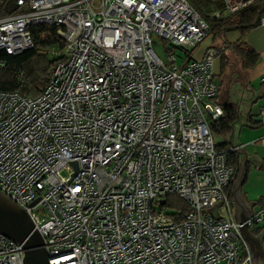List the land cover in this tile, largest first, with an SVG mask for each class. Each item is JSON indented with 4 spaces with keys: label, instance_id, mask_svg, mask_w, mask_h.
<instances>
[{
    "label": "built area",
    "instance_id": "2783aa9c",
    "mask_svg": "<svg viewBox=\"0 0 264 264\" xmlns=\"http://www.w3.org/2000/svg\"><path fill=\"white\" fill-rule=\"evenodd\" d=\"M14 1L0 50L32 48L38 24L62 42L38 96L0 90V191L28 213L49 264H251L227 191L237 148H218L209 125L223 114L219 53L194 57L210 31L188 0ZM221 1L235 14L257 0ZM244 222L264 228V206ZM23 255L0 234V264Z\"/></svg>",
    "mask_w": 264,
    "mask_h": 264
},
{
    "label": "trees",
    "instance_id": "16d2710c",
    "mask_svg": "<svg viewBox=\"0 0 264 264\" xmlns=\"http://www.w3.org/2000/svg\"><path fill=\"white\" fill-rule=\"evenodd\" d=\"M188 2L208 24L209 31L212 33L209 47L216 49L219 53L217 57L220 61L219 76L221 79L215 101L221 106L223 114L217 120L211 121L209 125L213 136L216 135L220 139L216 146L227 148L229 146L226 139L237 118L238 110L236 105L227 99L224 89L221 93L219 92L220 85H222L225 72L229 71V67L232 66L231 56L236 59L239 68L247 71L256 65L259 55L241 39L229 42L224 37L226 32L232 31H237L242 36L258 26L261 17L264 16V0H257L254 4L235 14L227 13L221 0H188ZM20 11L21 9L14 0H0V18ZM30 32L33 39L32 48L18 54H8L4 50H0V90L18 91L23 95L36 97L47 84L48 70L57 59L50 50L60 49L62 42L56 36L55 28L52 26L34 25L30 28ZM21 72L22 77L19 75ZM260 85L264 87V81H261ZM260 123V121L255 122L256 125H260ZM226 156L234 169L231 184L239 169V154L236 150H232L227 152ZM227 191L229 194V187ZM168 200L174 202L176 208H181L185 212L189 210L188 206L174 195L168 196ZM251 232L260 238L261 243H264V228H252Z\"/></svg>",
    "mask_w": 264,
    "mask_h": 264
},
{
    "label": "water",
    "instance_id": "95a60500",
    "mask_svg": "<svg viewBox=\"0 0 264 264\" xmlns=\"http://www.w3.org/2000/svg\"><path fill=\"white\" fill-rule=\"evenodd\" d=\"M240 154V169L233 188L236 206V218L243 226L237 231L247 246L251 264H264V245L258 236L253 235L245 226L244 220L251 215L252 201H246L245 193L241 194L240 184L245 173L246 153L243 149L236 150ZM75 165V163H72ZM0 234L13 239L23 249V264H49L48 255L43 249V239L33 227L30 216L19 205L0 191Z\"/></svg>",
    "mask_w": 264,
    "mask_h": 264
},
{
    "label": "crops",
    "instance_id": "0c3cea01",
    "mask_svg": "<svg viewBox=\"0 0 264 264\" xmlns=\"http://www.w3.org/2000/svg\"><path fill=\"white\" fill-rule=\"evenodd\" d=\"M216 1V0H213ZM261 18H264V16H262ZM237 39V36H236ZM242 41H244L245 43H247L250 47H252L259 55V60L256 63V65L247 71H243L241 68H239L238 63L233 67L234 71H235V78H231V80H239L243 83L244 87H247L248 84H251L252 88H254V83L258 82V84L260 85L261 81H264V23H262L260 21V24L252 29H250L249 31H247L244 35H242ZM209 46V45H208ZM207 47V46H206ZM198 49V48H197ZM196 49V50H197ZM196 50L194 52V57L198 58L201 56L202 51L204 50V47H202L199 51L198 54L196 53ZM228 54V52H226ZM218 58V57H216ZM231 60H233L231 58ZM216 61V59H215ZM214 61V63H215ZM232 63H235V60L232 61ZM215 65L213 69H215ZM217 66H218V70L220 71V61L218 58V62H217ZM228 69V68H227ZM228 70L225 72V76L227 74ZM215 74V71H214ZM216 76V74H215ZM224 76V78H225ZM216 80V78H215ZM219 87V83L218 81H216ZM231 82L227 81V80H223L222 85H229ZM222 85H220V87H222ZM228 99V96H227ZM229 100V99H228ZM259 105V112H257V116H255L254 114H252L253 110V106L249 107L247 112H245L243 114V120L245 121L243 123V126H241V128L238 131V136L242 137L243 135L249 136L248 139L250 140V142L246 143L244 141H239L238 143L234 144L232 143V137L234 134V129L231 128L232 135L227 136V141H228V146H234L238 149H243V151L246 153V157H245V173L243 175L241 184H240V192L241 194H244L245 192L243 191V183L246 179V172L248 171V162L249 160H252L256 163L259 164V167H262V169H264V145H260L257 142V139L259 136L264 135V99L259 100V102L257 103ZM242 117V116H241ZM236 119H240V117L237 115ZM260 121V125H256L255 122ZM247 127V128H246ZM253 138V139H252ZM256 138V139H255ZM248 139H246L245 141H247ZM241 140V139H240ZM244 142V143H243ZM237 154H239L238 151H236ZM240 154H239V169H240ZM238 169V172H239ZM237 172V175H238ZM236 177L234 178L233 182L230 184L229 186V197L232 201V205L234 208V212H235V216H236V206H235V202H234V197H233V188H234V184L236 181ZM245 198L246 201H252L255 202V200H250L249 197L245 194ZM260 199L255 202V204L251 205V213L257 211L259 208H261L262 206H264V197H259ZM250 228V232H251ZM252 233V232H251ZM253 234V233H252ZM254 235V234H253Z\"/></svg>",
    "mask_w": 264,
    "mask_h": 264
},
{
    "label": "rangeland",
    "instance_id": "374dc122",
    "mask_svg": "<svg viewBox=\"0 0 264 264\" xmlns=\"http://www.w3.org/2000/svg\"><path fill=\"white\" fill-rule=\"evenodd\" d=\"M236 36H237V39H236ZM211 37H212V33H209V36L206 38L204 42L200 44L195 54H198L200 52L199 50L202 47L205 48L206 46L211 44ZM224 39L229 42H235L238 39L242 40V36L239 34V32L232 31V32H226ZM153 48L156 54L163 60L166 59L167 53L169 52L168 50H170V46L168 47L164 46L162 42L160 41L154 42ZM172 51L177 56H184L183 50L173 49ZM231 58L235 60V63H232L231 61L232 66L229 67L230 69L227 72L225 78L223 79L231 83L229 85H222V87H220L219 92L221 93V91H223L224 89V93L227 94L229 101H231L232 103L236 105L237 110H238V116L240 117V119H236L232 125V128L234 129V134L231 140L232 143L236 144L239 141H244L248 143L250 142V140L248 139L249 136L246 135V138H245V135H243L242 137H239L238 131L241 128V126H243V123L245 122L243 120V114L247 112L249 107L253 106L252 114L255 113L254 115L257 116L256 113L259 112V105L257 103L259 102V100L264 99V89H262L264 87L259 85L258 82L254 83V88H252L251 84H248L247 87H244L241 81L239 80L232 81L230 77H233L235 75L232 69L237 63H236V59L233 56H231ZM181 61L182 60L178 58L177 64H181ZM217 62H218V58H216V61L214 63L216 64L215 69H214L215 74H216L215 78H216V81L220 82L221 77L219 76ZM232 132L233 131L231 130L230 136L232 135ZM214 139L216 143L220 141V139L216 135H214ZM246 139L248 140L245 141ZM247 166H248V171L246 172V179L243 183V191L249 197L250 200H253V201L255 200V202H257L260 199L259 197L261 196L264 197V169H262V167H259V164L252 160H249ZM65 174L67 173L66 171L63 170L62 175H65ZM262 245H264V243H262Z\"/></svg>",
    "mask_w": 264,
    "mask_h": 264
},
{
    "label": "flooded vegetation",
    "instance_id": "af4514ba",
    "mask_svg": "<svg viewBox=\"0 0 264 264\" xmlns=\"http://www.w3.org/2000/svg\"><path fill=\"white\" fill-rule=\"evenodd\" d=\"M252 261H253V264H255V262H254V260L252 259Z\"/></svg>",
    "mask_w": 264,
    "mask_h": 264
}]
</instances>
